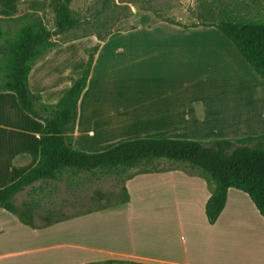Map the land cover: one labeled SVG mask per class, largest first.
<instances>
[{
    "label": "crops",
    "instance_id": "1",
    "mask_svg": "<svg viewBox=\"0 0 264 264\" xmlns=\"http://www.w3.org/2000/svg\"><path fill=\"white\" fill-rule=\"evenodd\" d=\"M23 1L25 0H0V19L18 16ZM47 1L53 5L59 0ZM151 20L146 13L137 15L133 25L135 29L114 33L103 42H99L95 37L67 42L51 50L31 68L28 76L30 91L39 95L42 103L54 105L74 85V73L85 66L87 56L84 51L99 45L87 86L78 102V117L72 134L73 147L87 152L82 150V147L85 145V138L92 134L96 136V144L91 143L93 147L98 148L105 143L108 136L114 134L109 133L106 120L115 112L121 115L120 121L126 124L128 129L137 127L140 130L137 136L141 139H189L212 135L214 132L216 133L211 137L215 139L257 136L252 131L250 133L248 125L243 122H240V125L236 122L237 125L234 126L232 122L225 121L223 128L228 131L222 132V103L212 102L207 99L209 93H204V83L210 82L214 76H219L227 67L231 71L239 68L240 72L246 67L233 45L212 27L183 29L165 22L151 24ZM141 26L145 28L142 29L144 33L138 31ZM247 67L256 76L255 86L264 100L263 81L248 65ZM94 82H97L91 91L94 117L88 126H84L81 112L90 85ZM113 96H116L118 101H114ZM114 102L117 108L113 111L110 108H113ZM101 107L106 113L101 117L95 116V113H98L97 108ZM233 112L239 113L238 110ZM218 116L220 119H217ZM218 124V130L208 132ZM42 129V122L21 110L13 93H0V189L10 185L35 166L39 158V135ZM121 131L122 128L119 132ZM95 149L88 152L103 151ZM175 170L172 168L170 171L157 173L155 178L168 181L166 185L172 188L181 186L182 189H189L187 185L193 184L196 194L201 191L205 205L210 196L205 181L183 172H172ZM76 176L77 173L72 174V177ZM49 182L52 181L37 182L26 187L14 197L15 206L17 207V196L27 190H34L35 186L38 190ZM232 192L233 189L228 190L226 206L217 221L209 225L204 214L206 224L203 221L201 223L208 246H219L221 249L220 264L222 232H237L241 235L245 227V231L254 236L253 243L261 241V246L264 245V219L254 206L255 211L250 205H240L239 201L243 200V197L236 193L239 191ZM249 202L252 204L250 200ZM36 209L37 205L33 210L34 219ZM76 215L75 213L71 216ZM57 219L63 221L45 228L42 227L44 223L36 224L33 221L38 228L32 229L20 223L16 216L0 208V262L45 264V260L32 258L43 247L33 248L28 241L34 242L32 237L37 233L41 237L50 230L62 231L67 226V216L62 215ZM113 254L114 259L133 260L138 261L137 263H167L164 258H152L128 251L117 250ZM230 258L228 264H235V256L231 255Z\"/></svg>",
    "mask_w": 264,
    "mask_h": 264
},
{
    "label": "rangeland",
    "instance_id": "2",
    "mask_svg": "<svg viewBox=\"0 0 264 264\" xmlns=\"http://www.w3.org/2000/svg\"><path fill=\"white\" fill-rule=\"evenodd\" d=\"M97 1L74 0L71 8L76 13H83L87 7L95 6L93 10L97 9L99 7ZM127 1L133 2L128 4L133 16L116 24L114 29L121 27L127 30L131 25H135V17L142 13L152 18L151 24L162 22L151 16L155 14L159 20H171L188 26L204 22L206 19L201 15H205L207 10H219L215 7V0ZM223 2L228 8H232L231 3H248L259 10L260 15L264 17V0H223ZM49 3L50 7L42 13V17L46 26L53 29V15L60 0L54 2L53 5ZM219 8H223L222 5ZM26 10V6L21 5L19 14ZM103 19V16L99 18L100 21ZM13 27L12 23L0 22L1 32ZM143 28L142 26L139 28V33H144L145 28L142 30ZM90 30L88 24L82 23L75 30L58 34L57 30L53 29L52 32H54V40L61 43L87 35ZM2 42L0 38V44ZM96 54L97 51L94 58ZM84 55H86L85 52ZM237 58L240 59L238 56ZM243 65L248 71L245 68L242 72L239 68L231 71L227 67L219 76H214L210 82H205L204 93H209L207 99L209 98L212 102L222 103V122L220 123L222 132L228 131L223 127L225 121H230L232 124L237 122L238 125L240 122L246 123L250 133L264 135V100L259 96L255 86L256 76L244 62ZM95 85L97 82L90 85L84 100L85 106L81 112L84 126L85 124L88 126L94 117L91 91ZM113 100L118 101L116 96H113ZM115 104L114 102L113 108L109 107L110 110L114 111L117 108ZM97 109L98 113H95L97 117L106 113L102 107ZM234 110H238L239 113L236 114ZM120 117L121 115L115 112L106 120L109 133L114 132V134H110L105 143L98 148L93 147L91 143L96 144L94 142L96 136L92 134L85 138L82 150L88 152L97 148L96 151H105L120 142L141 139L137 136L140 130L137 127L128 129L126 124L120 121ZM217 119L220 117L218 116ZM220 124L212 127L208 132L218 130ZM121 128L122 131L119 132ZM214 133L186 140L201 142L217 140L211 137ZM222 139L231 138L222 137ZM172 168L176 169L172 172H183L198 177L205 183L210 182L208 176L199 168L160 159L130 170L98 169L92 172H78L76 177L65 173L58 181L49 182L46 186L43 184L38 190L35 186L34 190L23 192L17 196V208L20 209L23 202H30L34 207L37 205L34 211L36 224H43V217L48 212L52 213L50 217L52 221L62 222L63 219L57 218L62 215L67 216V226L62 231L50 230L41 237L37 233L35 237H32L34 242L28 241L33 248L43 247L32 258L45 260V264H105L104 262L109 260L133 261L114 259V251L120 250L144 254L152 258H164L167 261V263L155 262L154 264H173L172 262L176 264H220L221 249L219 246H208L201 224L202 221L206 224L201 191L196 194L193 184L187 185V183L189 189H182L181 186L172 188L166 185L168 181L155 178L157 173L167 172ZM122 186H125L127 190L128 200L126 202L123 199ZM232 193H235V190ZM236 193L243 197V200L239 201L240 205H250L255 211L247 196L241 192ZM169 209H174V211H168ZM75 213L76 216H71ZM245 230L246 228L243 227L241 235L237 232L228 234L222 232V264H228L231 255L237 260L234 261L235 264H264V245L261 246V241L253 243L254 236ZM26 239L29 240L27 237ZM65 258L66 262H64ZM238 261L240 263H237Z\"/></svg>",
    "mask_w": 264,
    "mask_h": 264
},
{
    "label": "trees",
    "instance_id": "3",
    "mask_svg": "<svg viewBox=\"0 0 264 264\" xmlns=\"http://www.w3.org/2000/svg\"><path fill=\"white\" fill-rule=\"evenodd\" d=\"M73 1L60 0L53 15V29L60 34L75 30L84 23L94 32L90 30L87 35L61 43L54 40L53 29L46 26L42 17V13L50 7L47 0H25L21 3L27 8L25 12L16 17L0 19V22L14 25L12 29L0 31L3 40L0 44V93H13L21 110L43 124L37 163L16 181L0 189V208L16 216L23 225L37 229L33 222L34 205L23 202L19 209L14 204V197L26 187L37 182L62 179L65 173L72 175L98 169L130 170L164 159L189 164L208 176L210 182L206 183L210 196L204 205V214L209 225H213L224 210L229 189L244 193L264 219V135L209 142L132 139L97 153L82 152L73 147L72 134L78 117V102L87 86L99 45L84 51L88 57L85 66L74 73V85L54 105L42 103L40 96L30 91L28 76L31 68L51 50L67 42L88 36L102 42L114 33L135 29L133 25L127 30L113 28L133 16L128 6L132 1L98 0L97 9L93 10L95 6L87 7L83 13L72 10ZM215 2L219 10H207L205 15H201L206 19L201 24L187 26L171 20H159L155 14L151 16L183 29L212 27L218 30L264 83V17L253 5L245 2L231 3L232 8L226 7L223 0ZM220 5L223 8H219ZM101 16L104 17L102 21L99 20ZM103 29L106 31L102 32ZM122 192L126 202L128 195L125 186H122ZM51 216L52 213L48 212L43 217V228L58 222L50 220ZM104 263L143 264L116 260Z\"/></svg>",
    "mask_w": 264,
    "mask_h": 264
}]
</instances>
